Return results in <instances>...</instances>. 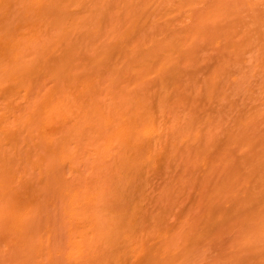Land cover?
I'll return each mask as SVG.
<instances>
[{
	"label": "bare ground",
	"instance_id": "6f19581e",
	"mask_svg": "<svg viewBox=\"0 0 264 264\" xmlns=\"http://www.w3.org/2000/svg\"><path fill=\"white\" fill-rule=\"evenodd\" d=\"M0 264H264V0H0Z\"/></svg>",
	"mask_w": 264,
	"mask_h": 264
}]
</instances>
